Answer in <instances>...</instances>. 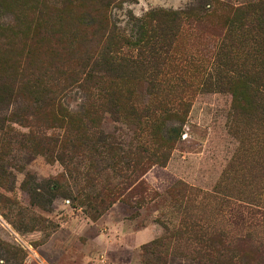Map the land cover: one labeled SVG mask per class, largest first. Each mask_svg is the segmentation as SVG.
<instances>
[{
    "label": "rangeland",
    "instance_id": "1",
    "mask_svg": "<svg viewBox=\"0 0 264 264\" xmlns=\"http://www.w3.org/2000/svg\"><path fill=\"white\" fill-rule=\"evenodd\" d=\"M260 1L0 0V35L18 38L0 59L14 93L37 82L80 112L86 94L56 73L85 65L80 55L109 50L105 40L120 37L128 43L116 62L126 74L124 108L178 101L184 109L160 134L171 142L165 165L144 162L127 181L109 162L88 167L80 152L71 161L46 156L62 132L30 116L31 98L9 94L0 110V264H264V105L253 104V85L264 83L256 75L264 71ZM224 5L249 15L233 22ZM159 11L189 14L160 36L150 17ZM142 22L152 38L140 44ZM150 49L166 53L170 89L152 91L139 72ZM21 115L26 124L14 123ZM99 129L117 147L157 148V137L127 117L102 113ZM110 190L119 198L92 217L86 198Z\"/></svg>",
    "mask_w": 264,
    "mask_h": 264
},
{
    "label": "trees",
    "instance_id": "2",
    "mask_svg": "<svg viewBox=\"0 0 264 264\" xmlns=\"http://www.w3.org/2000/svg\"><path fill=\"white\" fill-rule=\"evenodd\" d=\"M260 5L258 9L262 14L264 11V2L260 1ZM20 8L22 9L23 6ZM222 8L228 13L230 18H233V22L238 20L241 21L243 17L247 18L249 15L237 8L232 9L225 5L222 6ZM188 14L189 12L182 11H159L150 14V17L156 15L158 18L160 27L155 29L157 33L162 36L166 29H169V26L179 23L181 18ZM139 31L138 43L142 44L144 41L147 42L152 38L147 37L150 30L149 26L144 22H142ZM0 38L5 41V54L0 55L1 59V56L5 55L4 57H6L12 53L13 41L18 40V38L14 34L5 37L0 35ZM107 42L110 47L109 50L103 47L98 53L86 51L87 54L79 56L78 61L85 62V65H74V68L70 69L71 71L68 70L67 74L65 71L56 73L60 77L64 76L63 81H68L67 87L65 88H76L86 94L87 102L83 104L80 112L75 114L69 113L61 106L60 101H58L59 103L56 101L54 102V96L51 91L43 89L37 82L28 85L22 84L14 93L11 79L4 75H0V110L4 107L2 106L4 105L3 102L8 100L9 94L14 93L15 97L20 98H31V105L28 108H31L33 113H30V116H33V114L37 115L41 123L47 124L51 129H57L62 132L60 137L48 140L50 144L47 145L49 147L42 151L46 156L50 158L53 152H60L65 156H69L66 161H71L73 160V154L76 156V154L80 152L81 156L88 162V167L92 168L94 159H99L98 162H102V164L109 162L107 165L109 170L117 169L119 171L115 170L118 173L117 176H120L122 173L124 174L123 177L127 181H130L132 177H136V173L144 162L153 163L160 167L165 165L168 159V151L170 150L171 142L162 140L160 134L163 133L166 125L171 121L180 122L178 115L182 114L184 109H179V107L181 108L182 106L176 103L178 101H157L152 105L148 104L137 108L130 106L129 103L127 105L128 107L125 106L124 108V101L122 102L121 98L123 97L122 94L124 91L125 93L128 91L122 89V79L126 77V74L124 73L122 65L116 62L122 61L117 58L118 50L122 46H128V43L124 38L120 37H109L105 40V44ZM156 52L159 54L155 53L152 49L147 51L150 56L142 65L140 64L139 72L142 75H146V79L149 81V88L152 89V91L156 90V92H158L170 88L167 83L162 80L163 66L168 59L167 55L162 52V49ZM65 54L66 58L63 59V61L66 59L68 62L72 61V58H74L73 54ZM88 55L93 56V62L89 64L86 63L90 60ZM134 64L135 62L129 61L130 67ZM263 73L264 71H259L256 75L260 76ZM106 76H111L114 80H117V85L109 86V82L105 85ZM3 82H6V84H3ZM257 85L258 84L253 85V104L263 106L264 83L256 87ZM102 113L109 114V116L113 117L115 120H124L125 117H127L138 131L142 133L147 132L150 136L155 135L157 137L158 140L155 141L157 148H155V150L153 149V151H151L150 148H146L144 145H137L134 148H121L107 142L108 137L99 129L100 115ZM14 118V123L26 124L25 115H21V117L14 116ZM161 148L164 149L163 152L160 151ZM95 170L96 169H94V172ZM131 191L128 193V196ZM101 198H109L107 206L104 199ZM118 198L119 197H116L111 190L109 192L101 191L97 197L86 198L85 206H88L87 208L94 213L92 217H96L105 210L104 206L105 208L109 207ZM97 200L99 201L98 203Z\"/></svg>",
    "mask_w": 264,
    "mask_h": 264
}]
</instances>
